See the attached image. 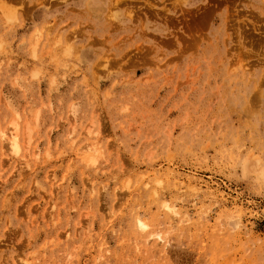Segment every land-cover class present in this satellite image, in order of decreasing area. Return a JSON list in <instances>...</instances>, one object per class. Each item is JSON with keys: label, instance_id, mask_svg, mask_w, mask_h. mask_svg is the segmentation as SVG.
<instances>
[{"label": "rangeland", "instance_id": "obj_1", "mask_svg": "<svg viewBox=\"0 0 264 264\" xmlns=\"http://www.w3.org/2000/svg\"><path fill=\"white\" fill-rule=\"evenodd\" d=\"M1 130L0 264H264V0H0Z\"/></svg>", "mask_w": 264, "mask_h": 264}, {"label": "bare ground", "instance_id": "obj_2", "mask_svg": "<svg viewBox=\"0 0 264 264\" xmlns=\"http://www.w3.org/2000/svg\"><path fill=\"white\" fill-rule=\"evenodd\" d=\"M13 124H15V123H13ZM13 124H12V128L8 130L9 133H8V136L6 139L8 141V145H10L15 150V152H17V150H18V136H17L18 128H17V126L15 127ZM5 134H6V131L1 130L0 135L3 138H4ZM89 150H92V149H89ZM136 221H137V224L139 227H141L143 229L145 227H147L146 224L142 220H140V218H136ZM155 237H156V239H160V241L162 240L159 233H156Z\"/></svg>", "mask_w": 264, "mask_h": 264}]
</instances>
